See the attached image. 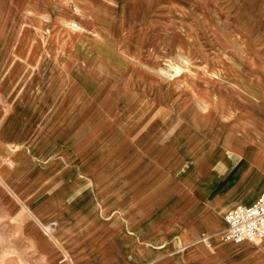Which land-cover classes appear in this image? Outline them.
Instances as JSON below:
<instances>
[{
  "label": "rangeland",
  "instance_id": "1",
  "mask_svg": "<svg viewBox=\"0 0 264 264\" xmlns=\"http://www.w3.org/2000/svg\"><path fill=\"white\" fill-rule=\"evenodd\" d=\"M250 32L264 58V0H0V264H72L33 220L32 192H50L132 122L137 82L157 103L131 137L157 113L164 142L180 94L192 105L203 88L230 92L219 68L242 80Z\"/></svg>",
  "mask_w": 264,
  "mask_h": 264
},
{
  "label": "crops",
  "instance_id": "2",
  "mask_svg": "<svg viewBox=\"0 0 264 264\" xmlns=\"http://www.w3.org/2000/svg\"><path fill=\"white\" fill-rule=\"evenodd\" d=\"M255 38L251 32L247 36L250 60L242 80L226 68L212 74L234 77L233 83L227 81L233 85L230 92L210 86L194 92L197 104L189 105L186 94L175 99L172 104L179 103L185 116L169 106L163 120L174 124L164 142L157 113L145 131L131 137L153 114L143 113L147 101L157 103L155 87L149 96L135 87L131 107L137 111L123 118L132 122L117 135L107 133L104 150L89 151L58 184L64 187L58 201L38 217L76 210L59 219L64 230L55 238L72 264H264V236L239 244L222 238L224 214L264 193V58L258 57ZM183 58L189 63L180 53ZM221 94L230 96L236 112L231 147L215 143L230 110ZM38 189L29 202L33 209L51 192Z\"/></svg>",
  "mask_w": 264,
  "mask_h": 264
},
{
  "label": "bare ground",
  "instance_id": "3",
  "mask_svg": "<svg viewBox=\"0 0 264 264\" xmlns=\"http://www.w3.org/2000/svg\"><path fill=\"white\" fill-rule=\"evenodd\" d=\"M78 11V10H77ZM143 22V21H142ZM68 23H70V22H67V24ZM70 30H72L73 32H79L80 30H82V28L81 27H79L77 24H72V25H70V28H69ZM70 33V32H69ZM68 34V33H67ZM72 37V36H71ZM119 43V42H118ZM106 47V46H105ZM89 47H87V49H88ZM78 49V48H77ZM91 50V49H90ZM86 51V50H85ZM98 53V52H97ZM104 53V52H103ZM101 55V54H100ZM106 55V54H105ZM103 56V55H102ZM181 62H182V64L183 65H181V66H183L184 67V69L185 68H187V66H188V61H186V59H182L181 60ZM80 67H78V69H79ZM77 70V69H76ZM88 70V69H87ZM107 71V70H106ZM78 73V72H77ZM104 73V72H103ZM94 75V74H93ZM84 79V78H83ZM129 81H130V79H129ZM91 82V81H90ZM98 81H96V83H97ZM128 82V81H127ZM93 83V82H92ZM138 83L139 82H137L136 84H134V85H130L129 87H131V88H135V87H138ZM92 85V84H91ZM95 85H97V84H95ZM95 88V87H94ZM136 89H138V88H136ZM140 90L142 91V89L140 88ZM146 90V89H145ZM79 91V90H78ZM154 91V90H153ZM96 92V91H95ZM75 94V93H74ZM221 95H223V96H225L226 97V99H227V101L230 103V104H228V109H230V110H228V112H229V116H228V118H227V120H226V124H225V128H224V134L222 133V131H219V136H220V139L219 140H217V142H215V143H220V144H223L225 147H231V145H232V134H233V129H232V125H233V122H234V117H235V114H236V112L233 110V104H232V101H231V98L237 103L238 102V99L237 98H235V94H233V93H231V94H229L230 96H231V98H229L228 96L229 95H227V94H221ZM91 96V95H90ZM146 96V95H145ZM230 99V100H229ZM73 100V99H72ZM159 100V99H158ZM233 101V102H234ZM119 104V103H118ZM66 105V104H65ZM230 105V106H229ZM70 106V105H69ZM68 106V107H69ZM101 106V105H100ZM78 107H79V105H78ZM77 107V108H78ZM99 109V108H98ZM108 109V108H107ZM170 109L173 111V113L174 114H176L177 116H179V117H184L185 116V109L184 108H180V105H179V103H176V104H172L171 106H170ZM76 110H78V109H76ZM62 112V111H61ZM65 112V111H64ZM74 112V111H73ZM77 112V111H76ZM149 115V114H148ZM147 116V115H146ZM77 117V116H76ZM89 117V116H88ZM153 119V118H152ZM197 120L198 121H200L201 120V116H199L198 118H197ZM77 122V121H76ZM143 123V122H142ZM135 125V124H134ZM138 127V126H137ZM84 129V128H83ZM87 129V128H86ZM85 129V130H86ZM133 131H135L134 129H133ZM75 132V131H74ZM83 132V131H82ZM28 134V133H27ZM26 134V135H27ZM80 135V134H79ZM225 136H231V137H229L228 139H225L224 137ZM79 137V136H78ZM23 139V138H22ZM35 140V139H34ZM24 141V140H23ZM27 142V141H26ZM31 142V141H30ZM30 142H28V143H30ZM41 143V142H40ZM26 144V143H25ZM48 145V144H47ZM67 146V145H66ZM46 147V146H45ZM44 147V148H45ZM50 147V146H49ZM39 148V147H38ZM52 149V148H51ZM41 152V151H40ZM97 152V151H96ZM16 185V184H15ZM64 189V187H59V185H56L52 190H51V192H50V196H49V198L43 203V204H41L39 207H37V208H35V209H32V210H30V214L33 216V220H35L41 227H42V229H44L45 227H47V228H49L50 230H51V234H48V236H47V238L48 239H50V240H52V241H55V238L57 237V235L59 234V232H62L64 229H63V226L62 227H59V223L58 222H60L59 221V219H62V218H67V217H72V216H74L73 214H74V212L76 211H68V212H64V213H58V210H55L51 215H47V216H45L43 219H40L39 220V216L42 214V212H44L46 209H48L49 207H51L52 205H54L57 201H58V198H59V196H60V192L62 191ZM45 199V198H44ZM31 200V199H30ZM29 200V201H30ZM41 202V201H40ZM38 203V202H37ZM33 204V203H32ZM39 204V203H38ZM37 204V205H38ZM28 209V208H27ZM46 217H48V219H50V221L49 222H46V220H47V218ZM46 218V219H45ZM44 231V230H43ZM44 233H45V231H44ZM44 237V236H43ZM46 237H44V238H42V240H46L45 239ZM49 242V241H48ZM48 242H46V243H48ZM232 242V241H231ZM45 243V244H46ZM233 243V242H232ZM244 243H247V242H244ZM42 246V245H41ZM47 247V246H46ZM80 252V251H79ZM83 254V253H82ZM63 255V254H62ZM69 255H71V254H69ZM79 255H81V254H79ZM76 257V256H75ZM62 258V257H61ZM64 262V261H63ZM64 263H66V262H64ZM63 264V263H62Z\"/></svg>",
  "mask_w": 264,
  "mask_h": 264
},
{
  "label": "built area",
  "instance_id": "4",
  "mask_svg": "<svg viewBox=\"0 0 264 264\" xmlns=\"http://www.w3.org/2000/svg\"><path fill=\"white\" fill-rule=\"evenodd\" d=\"M223 218L226 224L222 231L224 240L239 244L260 239L264 236V193L251 205H235Z\"/></svg>",
  "mask_w": 264,
  "mask_h": 264
}]
</instances>
